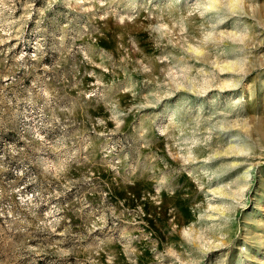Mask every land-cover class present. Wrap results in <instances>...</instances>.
<instances>
[{"label":"rangeland","instance_id":"obj_1","mask_svg":"<svg viewBox=\"0 0 264 264\" xmlns=\"http://www.w3.org/2000/svg\"><path fill=\"white\" fill-rule=\"evenodd\" d=\"M0 264H264V0H0Z\"/></svg>","mask_w":264,"mask_h":264}]
</instances>
